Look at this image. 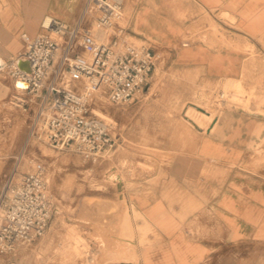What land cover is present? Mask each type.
Here are the masks:
<instances>
[{
  "label": "rangeland",
  "instance_id": "obj_1",
  "mask_svg": "<svg viewBox=\"0 0 264 264\" xmlns=\"http://www.w3.org/2000/svg\"><path fill=\"white\" fill-rule=\"evenodd\" d=\"M87 0H0V57L10 62L20 50L19 34L26 32L35 36L40 32V22L52 16L72 24L82 15ZM141 0H126L124 26L128 23ZM178 21L184 22L178 41L162 47L163 59L168 53L184 50V46L196 45L200 49L224 52L243 57V66L264 65V36L262 39L242 35V28L233 14L196 10L188 0H167ZM87 26L92 23L86 18ZM131 42L135 38L128 34ZM159 64L144 94L132 105H114L101 96H95L90 108L91 116L102 119L116 141L115 149L95 161H85L72 153L53 150L42 140L25 137V124L14 105V92L8 71L0 74V194L5 188L16 186L30 172L42 170L53 203V215L47 233L35 244L9 255H0V264H138V254L129 242L127 246L102 241L93 235L95 228L111 227L96 215L87 212L83 202L92 197L103 202L119 204L127 211L130 188L137 193L157 195L164 189L176 197L180 206L196 215V225L204 227V216L211 199L222 193L226 184L235 190V178L254 177L264 182V139L252 148L244 163L236 170L234 165L227 171L205 165L196 155V180L190 190L194 201H188L187 182L171 172V165L183 161V156L199 149L208 129L218 118L242 108L264 115V76H244L240 82L216 79L209 82L175 66ZM234 59H229V62ZM263 63V64H262ZM244 83V88L242 84ZM73 86V85H72ZM222 95V97H221ZM208 111L211 120H205L200 132L187 124L183 118L188 106ZM34 108V106H29ZM190 115L196 112L190 110ZM216 126L211 136L217 137ZM200 163L204 165L201 166ZM240 173V174H239ZM112 174L121 181L111 182ZM173 179H172V177ZM118 181V180H117ZM179 184H178V183ZM183 182V183H182ZM121 186L118 189V186ZM174 190V192H172ZM159 191V192H161ZM162 194V193H160ZM192 197V196H191ZM190 197V198H191ZM93 215V216H92ZM117 216V215H115ZM111 217V216H110ZM104 222H107L104 224ZM196 237L212 243L209 251L196 264H264V236H229L219 245L220 238L201 229ZM206 230V229H205ZM132 236L127 239L132 240ZM141 245L151 244L143 236ZM216 244V245H215ZM136 251L133 259L120 253L125 249ZM95 259V260H93ZM93 261V262H92Z\"/></svg>",
  "mask_w": 264,
  "mask_h": 264
},
{
  "label": "built area",
  "instance_id": "obj_2",
  "mask_svg": "<svg viewBox=\"0 0 264 264\" xmlns=\"http://www.w3.org/2000/svg\"><path fill=\"white\" fill-rule=\"evenodd\" d=\"M125 2L87 0L72 24L45 16L37 35H20L21 50L5 64L16 91L24 94L14 97L13 105L23 113L34 106L30 134L53 150L85 161L111 153L116 141L109 126L91 116L93 98L132 104L144 94L163 59L161 51L128 40ZM86 18H91L90 26ZM18 61L28 63L30 72L21 70ZM52 201L42 170L25 174L16 186L1 192L0 255L29 247L47 233Z\"/></svg>",
  "mask_w": 264,
  "mask_h": 264
},
{
  "label": "crops",
  "instance_id": "obj_3",
  "mask_svg": "<svg viewBox=\"0 0 264 264\" xmlns=\"http://www.w3.org/2000/svg\"><path fill=\"white\" fill-rule=\"evenodd\" d=\"M188 1L196 10L233 14L243 30L240 33L244 36L257 39L264 36V0ZM171 9L174 10L167 0H141L127 27L128 34L136 40L134 43H145L163 52L162 47L178 41L185 23L178 21ZM23 33L26 32L20 33L18 38L20 50V35ZM184 48L168 53L163 61L175 66V69L191 73L197 80L212 82L225 79L238 83L242 80L244 82V76H252L250 80L253 84L256 76H264V65L256 68L245 67L244 59L240 55L229 56L222 51L200 49L196 45ZM229 59L234 61L229 62ZM0 60L6 62L2 57ZM242 86L244 88V83ZM13 88L16 92L14 85ZM14 97H19V94L16 93ZM16 108L23 113L20 108ZM29 109L27 114H21L25 124V137L31 130L34 113V108ZM184 120L195 130L205 131L185 118ZM215 126L217 137L211 136V130ZM263 139V114L239 108L234 113H226L218 118L208 129L207 136L202 140L197 152L187 154L183 156V161L171 165V172H178L187 182V203L194 201L190 187L196 180V155L199 160L207 161L205 165L218 170L227 171L231 165L240 170L239 167L247 159L251 149ZM241 175L242 177L237 176L235 182H232L235 190L227 183L222 193L211 199L204 216L203 228L196 225L197 218L196 215L190 214V206L187 209L180 206L178 198L167 195L166 190H159L161 192L158 191L154 197L144 194L143 189L139 194L135 188H130L125 197L127 216L122 210L123 212H118L114 219L108 217L107 222L112 226L97 227L93 235L104 242L109 240L111 249L116 248V242L119 246H127L129 242L137 251L138 264H196L204 257V251H210L212 248V243L197 239L196 234L202 232L201 229L218 236L219 245H222V239L227 241L229 236L237 239L252 235L264 236V182L259 178H244L243 174ZM127 236H132V240L127 239ZM143 236H147V241L151 244L141 245ZM122 264H127V261Z\"/></svg>",
  "mask_w": 264,
  "mask_h": 264
},
{
  "label": "bare ground",
  "instance_id": "obj_4",
  "mask_svg": "<svg viewBox=\"0 0 264 264\" xmlns=\"http://www.w3.org/2000/svg\"><path fill=\"white\" fill-rule=\"evenodd\" d=\"M50 17V16H49ZM0 63H5L2 60H0ZM3 71V70H2ZM0 71V74L1 72ZM222 97V95H221ZM223 98V97H222ZM200 108H197L195 106H188L183 114V117L188 120L189 122H191L192 124H195L197 126H202L204 119L205 120H211L212 119V115L204 110V109H200L203 110V112L199 111ZM190 110H193L196 112V115H190ZM208 114V116H206ZM117 175L112 174L110 177H108L107 179L111 182H119L121 181L120 177H116ZM118 180V181H117ZM83 206L85 207L86 210H88L87 212H90L93 215H96L95 217H97V214H99V218L101 221H104L108 217H112L113 219L115 218V215H117L118 212L122 211V207H119V204L117 203H113V204H109L106 202H103L101 200L92 198V197H87L84 202H83ZM123 212V211H122ZM125 214V216H127V211L123 212ZM92 215V216H93ZM110 217V218H111ZM128 223V222H127ZM122 255V257H127V254L130 255L131 257H133V259L137 256L136 255V251L133 249H125L124 252L120 253ZM95 260V259H93ZM93 262V261H92ZM129 264V263H127Z\"/></svg>",
  "mask_w": 264,
  "mask_h": 264
},
{
  "label": "water",
  "instance_id": "obj_5",
  "mask_svg": "<svg viewBox=\"0 0 264 264\" xmlns=\"http://www.w3.org/2000/svg\"><path fill=\"white\" fill-rule=\"evenodd\" d=\"M17 65H18V67L21 70H23L25 72H28V73L30 72V68H29L28 63L22 62V61H18L17 62ZM4 68H5V63H0V71L4 70ZM16 87L22 88V89H26L27 88V85L26 84H23V83H16ZM199 111L203 112V110H200V109H199ZM120 187L121 186L119 185L118 186V189H120Z\"/></svg>",
  "mask_w": 264,
  "mask_h": 264
}]
</instances>
